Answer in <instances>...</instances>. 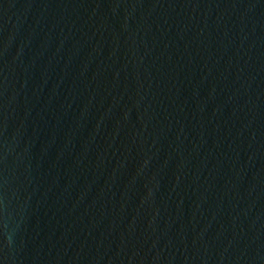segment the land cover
Wrapping results in <instances>:
<instances>
[{
    "label": "water",
    "instance_id": "95a60500",
    "mask_svg": "<svg viewBox=\"0 0 264 264\" xmlns=\"http://www.w3.org/2000/svg\"><path fill=\"white\" fill-rule=\"evenodd\" d=\"M0 264H264V0H0Z\"/></svg>",
    "mask_w": 264,
    "mask_h": 264
}]
</instances>
